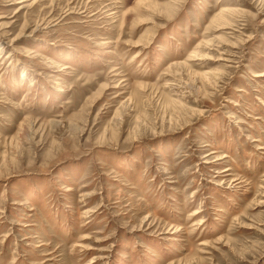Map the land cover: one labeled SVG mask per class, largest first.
Listing matches in <instances>:
<instances>
[{
  "label": "rangeland",
  "instance_id": "374dc122",
  "mask_svg": "<svg viewBox=\"0 0 264 264\" xmlns=\"http://www.w3.org/2000/svg\"><path fill=\"white\" fill-rule=\"evenodd\" d=\"M0 264H264V0H0Z\"/></svg>",
  "mask_w": 264,
  "mask_h": 264
}]
</instances>
